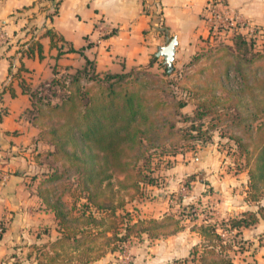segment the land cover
Here are the masks:
<instances>
[{
  "label": "trees",
  "instance_id": "trees-1",
  "mask_svg": "<svg viewBox=\"0 0 264 264\" xmlns=\"http://www.w3.org/2000/svg\"><path fill=\"white\" fill-rule=\"evenodd\" d=\"M50 1L53 10L47 3L41 7L52 18L61 0ZM44 35L50 36L54 46L62 37L47 27L37 38L32 34L26 46L18 49L20 54L32 56L37 50L43 56L39 38ZM233 40V45L220 44L202 53L214 63L223 59L219 75L227 95L209 92L214 89L209 85L188 88L180 81L174 63L170 66L165 58L161 61L164 79L152 77L150 67L159 59L158 53L148 64L121 72L100 71L92 59L59 75L55 66L49 89L52 94L63 91L59 100L21 80L32 100L30 118L40 127L37 139L53 145L35 157L46 155L59 164L45 171L37 183V194L54 212L60 232L52 240H44L39 234L36 243L28 244L34 248L38 264H96L133 236L146 233L156 238L181 230L180 218L172 213L135 219L125 209L127 199H116V191L128 192L133 198L143 183H155L158 175L154 170L159 162L155 158L175 155L196 142H208L226 115L236 126L229 132L237 145L234 153L245 159L248 169L247 197L259 203L256 209H245L240 216L225 221L227 232L236 229L232 237L219 231L215 223H195L192 229L201 238L192 246L190 264H234L231 250L239 243L237 233L264 220V203L260 202L264 197V76L260 75L264 50L254 49L253 40L241 33ZM12 67L10 57V71ZM25 68L21 64L12 73L20 76ZM183 89L187 96L181 94ZM164 93L177 101H167ZM191 97H197L196 105L191 112L184 111ZM207 117L210 120L206 123ZM180 121L186 125L178 126ZM65 192L71 195V203L63 198ZM80 199L83 201L77 205Z\"/></svg>",
  "mask_w": 264,
  "mask_h": 264
},
{
  "label": "rangeland",
  "instance_id": "rangeland-1",
  "mask_svg": "<svg viewBox=\"0 0 264 264\" xmlns=\"http://www.w3.org/2000/svg\"><path fill=\"white\" fill-rule=\"evenodd\" d=\"M49 3V9L53 10V2L49 0ZM245 19L244 24L238 22L232 26L218 27L211 32L207 29L205 37L201 38L195 47L184 49L178 54L175 51L173 63L177 69L176 72L180 73V81L188 88L203 89L205 85H209L214 88L209 92L227 95L226 90L222 88L223 81L219 75L223 69V59L214 63L207 54L202 53L213 51L220 44L233 45V39L238 33L246 36L249 41L253 40L254 49L264 50V26L249 17ZM26 28L33 30L32 34L36 36L41 32L37 27L34 28L33 24L24 26V29ZM1 31L5 35L0 38V43L5 44L10 36L4 29L0 28ZM30 37L31 35L20 42L18 49L25 47ZM48 37L42 36L44 43L42 60L24 55L28 66L25 69V77L32 89H40L41 92L49 94L52 99L59 100L63 91L56 90L55 94H52V91L48 90L47 81L57 65L61 51L50 47ZM171 37H167L165 43ZM159 56L150 70L153 73L152 77L163 78L165 76L161 61L164 57ZM260 75L264 76V71ZM186 93L187 90L184 89L181 92L183 96ZM164 98L169 102L177 101L174 96L166 93ZM196 101L197 97L189 98V104L183 110L191 112ZM26 112L30 115L29 110ZM230 119L231 116H225V121L212 132V138L208 142H196L194 146L185 147L175 155H166L160 160L155 158L156 163L159 161L154 170V174L158 175L157 181L143 183L141 191L137 192L133 198H130L128 192L116 191V199L123 196L127 199L125 209L129 210L135 219L161 217L172 213L180 218L183 228L176 233L156 238L149 237L146 233L133 236L124 242L122 248L108 251L95 262L96 264H190L192 246L201 238L199 232L192 229L195 223H215L218 230L229 237L236 233V229L227 232L224 226L225 221L230 216H240L245 209H256L259 202L247 197L248 169L244 166L245 159L234 153L237 145L229 137V132L236 129V126H232ZM209 120L210 118L207 117L205 122ZM177 125H186V123L180 121ZM34 158L36 163L28 176L31 182H27L29 186L33 184V188L37 191V183L44 177L45 171L59 164L46 155H42L40 159H36L34 155ZM64 181L67 183L71 181V178ZM33 188L29 190L33 191ZM63 198L69 203L72 202L69 192H65ZM82 201L83 199H80L77 205ZM260 202L264 203V197ZM42 204L44 209H48L43 202ZM37 205L38 203L32 199L25 204L23 210L12 206L14 210H11L7 217H0V239L2 241L5 237L7 245V248L0 250V264H14V261L38 264L35 250L28 244L36 243L39 234L44 240H52L60 233L51 209L48 210L52 215L43 216L44 222L38 225L37 213L32 211L41 210ZM17 212L22 213L23 217L17 218ZM17 228L19 231L30 233L32 238L28 236L13 238ZM6 231H11L9 238L2 236ZM235 239L239 240V243L231 250L234 264L264 263V220L242 227ZM30 251H32L31 256L28 255Z\"/></svg>",
  "mask_w": 264,
  "mask_h": 264
},
{
  "label": "crops",
  "instance_id": "crops-1",
  "mask_svg": "<svg viewBox=\"0 0 264 264\" xmlns=\"http://www.w3.org/2000/svg\"><path fill=\"white\" fill-rule=\"evenodd\" d=\"M207 1L61 0L58 13L50 18L46 15L47 10L41 7L44 3L49 6V0H0V28L10 36L7 43H0V217H7L14 210L12 206L23 210L32 199L41 209L32 210L37 213L38 225L44 222L43 216L52 215L50 210L44 209L33 184L29 186L27 182H31L28 176L36 163L34 155L52 149L53 145L37 139L40 127L26 112L32 101L21 83L22 79L27 82L26 68L20 76L12 73L21 64L28 67L24 55L18 50L19 43L32 35V31H27L24 26L33 24L39 31L52 27L62 36L54 46L50 36L44 35L49 36L51 48L61 51L56 65L57 75L83 66L87 59L94 60L100 71L121 72L148 64L168 35L177 37V54L195 47L207 33L202 18ZM227 1L239 13L264 26V0ZM101 19L112 27L107 32L97 28ZM39 39L43 48L42 36ZM10 57L13 61L11 71ZM30 57L42 60L44 52L39 56L36 50ZM55 75L53 69L47 81L48 90ZM16 217L23 215L17 212ZM10 232L6 231L2 236L9 238ZM15 232L13 238H32L30 233L18 228ZM4 238L0 239L3 242L0 250L7 248ZM18 264H27V261Z\"/></svg>",
  "mask_w": 264,
  "mask_h": 264
},
{
  "label": "built area",
  "instance_id": "built-area-1",
  "mask_svg": "<svg viewBox=\"0 0 264 264\" xmlns=\"http://www.w3.org/2000/svg\"><path fill=\"white\" fill-rule=\"evenodd\" d=\"M202 18L209 32L218 27H228L236 23L246 22V17L239 13L227 0H208L202 12ZM97 28L102 32H107L112 28L108 21L101 19ZM5 33L0 32V38Z\"/></svg>",
  "mask_w": 264,
  "mask_h": 264
},
{
  "label": "water",
  "instance_id": "water-1",
  "mask_svg": "<svg viewBox=\"0 0 264 264\" xmlns=\"http://www.w3.org/2000/svg\"><path fill=\"white\" fill-rule=\"evenodd\" d=\"M178 44L177 37L173 35L171 39L165 43L160 45L158 50V55H162L166 62L171 66L174 61V55L176 51V45Z\"/></svg>",
  "mask_w": 264,
  "mask_h": 264
}]
</instances>
